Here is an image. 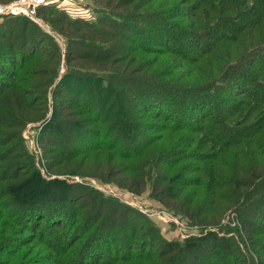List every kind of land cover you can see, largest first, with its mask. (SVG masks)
<instances>
[{"label":"trees","instance_id":"1","mask_svg":"<svg viewBox=\"0 0 264 264\" xmlns=\"http://www.w3.org/2000/svg\"><path fill=\"white\" fill-rule=\"evenodd\" d=\"M176 6L180 7L178 11L185 12L174 13ZM42 7L44 5L39 8L38 16L49 22L53 30L58 28L69 36L67 61L91 59L107 66L101 73L78 69L84 66H71L60 76L57 96L68 94L75 106L70 107L68 114L60 112L57 116L56 135L64 141L67 138L96 139L100 143L97 147L107 150L111 162L119 159L132 165V160L141 161L140 156L149 150L148 162L139 169L142 182L137 180L130 186L151 184L152 194L157 191L162 195L158 200L164 208L189 227L197 226L194 229L201 234L184 239L167 238L147 213L115 197H106L84 182L40 177L44 187L49 189L60 183L59 190L63 188L65 193H62L67 197L59 196L55 189H51L54 193L47 191L37 195L36 190H25L29 188L26 179L17 183L20 172L26 170L22 164L18 177H12V183V164L0 173V222L3 219L8 222L2 230L7 236L16 226L21 230L9 241L17 234L33 232L20 239L21 248L28 256L39 254L40 247L48 248V244L60 252L57 244L47 241V230L41 228V224L49 218L54 226L64 225V218L58 212L53 219L42 208L50 207V202L60 198H68L87 208L76 216L83 232L86 229L105 231L106 237L118 234L125 243L123 249L121 245L110 249L107 256L102 246L95 249L89 246L78 264H264V0H168L136 22L139 36H121L122 41L129 39L136 44L137 53L156 51L160 55L150 66L139 67H133L136 61L122 55L129 50L124 41L115 44L114 33L102 26L109 21L107 18L119 20L120 24L125 22L123 16L112 14V8L108 9L111 13L99 10L88 23L87 18L76 17L81 22L71 21L67 14L52 15L53 9ZM168 17L173 23L161 27L162 18ZM25 18L11 14L0 22V99L7 101L16 91L18 105L14 107L15 104L10 103L9 110L13 113L10 121L19 127L23 125L22 106L36 104L29 95H34L37 87L31 88L30 93L24 89L26 85L35 84L29 79L32 71L26 66L43 60L47 42H51L52 57L61 59V49L52 35ZM28 24L32 26L30 31ZM66 24L72 31L65 32ZM82 27L89 28V34L101 41L92 42L87 40V34H78ZM144 35L160 47L151 50L144 44ZM171 56L179 63L170 71H161L157 62L165 59L164 64L173 65ZM181 69L185 72H180ZM148 72L150 75L146 74ZM57 79L42 83L43 93ZM0 107L1 110L3 105ZM141 114L147 117V122L138 120ZM52 115L53 118L56 113ZM86 123L94 127L84 126ZM110 123L111 126L116 124V134L109 131ZM18 137L23 140L21 131ZM24 147L22 144V154L34 167V156ZM92 149L86 153L92 155L95 151ZM138 168H134L135 171L138 172ZM183 171L186 175H182ZM192 173L196 174V180L189 177ZM116 185L119 186L117 182ZM191 186L198 190L195 198L186 202L190 192L183 196L184 188ZM206 191H210L207 196ZM7 192H14L11 200H14L15 212L12 213L7 209L8 202L1 200ZM168 194L174 203L166 199ZM229 207L233 208L229 214L237 216V224L221 223ZM121 212L132 216L133 221L119 217ZM210 212L211 215L205 216ZM207 226L217 229L207 230ZM139 230L148 234L141 243L137 242ZM36 235L41 237L37 239ZM79 238H73L69 248H73ZM157 241L161 243L158 251L140 250L137 256L135 249L139 244L149 246ZM60 258L66 263L71 261V257L64 254ZM45 260L41 259L38 264H44Z\"/></svg>","mask_w":264,"mask_h":264},{"label":"rangeland","instance_id":"2","mask_svg":"<svg viewBox=\"0 0 264 264\" xmlns=\"http://www.w3.org/2000/svg\"><path fill=\"white\" fill-rule=\"evenodd\" d=\"M15 1L19 0H0V5L9 4ZM167 1L168 0H84L80 4H74L71 3L69 0H50V3L44 4V7H42V9H53L54 13L52 15H54L55 13H57L58 15L64 13L71 18V21L78 20L79 22H81L80 19H77L76 17H84L87 18L88 21H92L95 18L96 14H98L99 10H103V12L108 13H111L110 11L112 10V14H119L123 16L124 19H122L127 23V26H124L123 24L125 22L120 24L119 20L112 18L114 20L112 21L110 18L106 17L107 19H109V21H106V24H102L105 29H108L112 31V33H114L113 42L117 44L118 42H120L119 40H121L122 35L132 37L139 36V33L136 32V22L140 21L141 16H145L147 14L146 16L148 17V14L151 13L149 12L150 10L153 11L155 7H160V5L167 3ZM78 9H86V11L82 13L78 11ZM179 9V6L174 7V13L185 12V10L178 11ZM67 12H69V14ZM20 16L26 17V20H32L27 16ZM2 20L3 17H0V22ZM90 21L88 23H90ZM171 21L172 20H170V17L162 18V21L159 25L162 27L163 25L173 23ZM45 22L38 24V22L35 23L34 21L37 26L41 25L46 31H48L52 35L53 40L58 44L59 49H61V59L52 57V45L51 42H47L45 45L46 48H48L45 50V56L43 60L38 59V64H31L26 66L29 67L27 68V70L32 71L33 74L30 73L28 77L30 80L34 81L35 84L33 86L26 85L24 86V89L27 93H30L29 90L31 88L37 87V91L35 90L34 92L35 94L31 95L30 93L31 96L29 95L31 102H36V104L34 106H22V110H20L21 115L19 114L20 119L23 121V125L21 127H19L20 125L10 121V114H13L12 111L9 110L11 109L10 103L11 105L15 104L14 107H16L18 105L16 101L19 102V96L15 93L16 91L14 93L11 92L12 96H9L7 101L5 100V98L0 99V101H2V104L0 106L3 105V108L0 110V141H3V144H0V173L2 172V170H4L6 166L11 168L13 164V167L10 170V173H14L13 176H10L12 179L11 181L13 183L12 177L17 176L19 169L22 166H25L26 170L20 172V174L18 175L19 177L17 176V183L21 182L23 179H26V186L29 188L25 190H36L37 195H41V193H47V191H50V193H54V191L51 189H55L56 194L62 197H67L65 194L62 193V191L64 192L63 188L62 191L59 190L58 186L61 185L60 183L56 184V186H53L51 189H49L47 187H44L46 185H43L44 183L41 182L40 177L51 181L59 179L66 180L69 182H84L101 191L102 194L106 197H115L123 202L132 205L140 211L147 213L151 221L157 226H159L161 232L167 238L184 239L191 235H200L201 232L199 230H195L197 229V226L193 228L189 227L188 223L183 220H180L179 217L173 215L171 212L167 211L164 208L162 202L158 200V197H162V195H159L160 192L157 191H155L153 195L151 184L147 182L142 185V187L141 184H138L137 186L133 187L130 186L133 184V182L137 180L142 182L143 176L140 174L141 171L139 169L140 165H146V162H148V159L151 156L149 150L147 153L140 156V159H142L141 161H139V159L132 160V165L128 162L119 159H116L111 162V160H109L110 154L106 152L107 150H103L97 147L98 145H100V143H98V140L96 139L91 140L92 138H83L82 141L80 140V138H67L64 141L56 135L54 129L56 128L57 116L61 115L60 112H62L63 114H68L71 110L70 107L72 105L75 106V104H72L73 98L68 96V94L62 93V97L57 96V93L60 88H56L59 85L58 83L60 81L58 80L61 78L60 76L66 73L69 70V67L71 66H75L77 68L78 66H84L78 69L95 73H101L106 71L107 66H105L104 64L102 65V63L97 64L91 59H86L87 61H83L80 58H75L70 62L67 61L65 59V52L69 36H66L63 31L59 30L58 28L53 27L54 29H56L53 30L51 25H49V22ZM84 25L86 26L88 24L85 23ZM70 28V25L67 26L66 24L65 32L72 31L70 30ZM31 29L32 26H30L29 31ZM89 30L90 29L87 27H82V29L79 30L78 34L85 33L87 34V40H90L92 42H94V40L100 42L101 39L95 36H91L88 32ZM144 39V44L149 46L151 50H157L156 47H160L157 46L155 42H152V38H147L144 35ZM123 41L121 40V42ZM123 43L128 46V49L131 52H129L128 50L127 52L122 53V55L124 57H128L129 61L131 58L136 61L133 67L144 66L145 64H149L150 66V62L160 58V55L156 54V51L149 53H143L142 51H138L140 53V56H137L139 53H137V50H135L134 48L136 46L134 42H131L128 39L126 40V42L124 41ZM41 55L42 54L37 55L36 59ZM172 57L173 65L164 64L166 62L165 59H161V63L157 62V64L161 66L159 67L161 68V71H170V69L174 68V66L179 63L177 62V60L175 61V56H171V58ZM177 69H179V67H177ZM179 71L185 72L183 69ZM37 73H39V75H35ZM146 74L150 75L149 72ZM54 77L58 78L57 81L54 82L51 87L49 85L46 89V93H43L42 83H47L50 79ZM25 79L26 78H24V80ZM61 91L63 92L64 90ZM43 94L45 97H43ZM99 103L100 102L97 101L95 102V105L98 106ZM73 109L76 110L77 108L74 107ZM54 112L56 113V116L52 118V113ZM16 114L18 115V113ZM138 120L140 122H147V117L141 114ZM112 123L108 124L107 127H110ZM95 125L96 127L101 126V124ZM115 125L116 124L111 126V129L109 130L111 132L113 131V134L117 133L115 130ZM84 126L94 127L93 124L89 123H86V125ZM20 131L23 140L19 139L18 137V133ZM22 144H25L24 149L34 156V167L38 169V171H36L34 167H31L33 166L32 163H29L26 160L25 156L22 154ZM88 144L91 147L86 146ZM92 147L94 148L92 150H95L93 154L90 155L86 153L90 151L89 149ZM46 161L48 167L46 166ZM138 166L139 168L137 172L134 168H137ZM185 173L186 172L183 171L182 175H186ZM195 176L196 174L192 173L189 177L196 180ZM100 179L103 180V182ZM116 182L119 184V186L116 185ZM184 190L185 191L183 196H185L186 192H190V196L186 201L189 202L193 198H195L196 190L198 189H196V187L194 186H191L188 188L185 187ZM171 192H173V189ZM12 193L7 192V196L3 195L1 198L3 202H8L7 209H10L9 213L15 212L14 200H11ZM209 193L210 191H206V194L204 195L207 196ZM73 196L76 197L77 195L74 194ZM53 198H55V194ZM166 199L172 203L175 202L173 198H170V195ZM37 205L38 207H40L41 204L37 203ZM83 205L77 204L76 202L72 203L70 200H68V198H60V200L56 202H50V207L42 208L44 213H49V216L53 217V219H55L58 212H60V216L64 218V225L57 224L56 226H54L53 221H51L49 218L44 220L41 224V228L47 230V233H45L47 236L45 237L48 238V240H46L48 242L57 244L56 247L61 250L60 252L57 251L55 247L51 248V244H48L51 249L49 247H40L41 252L39 254L34 256H28L26 254V250L24 248H21L20 239L27 238L28 235L33 232H27L23 235L17 234L16 237L12 238L9 241L10 237L14 235L19 228H17L16 226L15 230L7 236V233L3 232L2 229L5 225L8 224V222L3 219L0 222V237H2V239H0V264H7L10 261H12L11 264H38V261H40L41 259H46V262H44V264H78L79 261L81 262L83 260V252L86 251L89 246H92V249H95L97 246H102V252H105L106 256L109 254L110 249H114L119 245H121L123 249L125 243L122 241V237L119 239L118 234L109 235L108 237H106L104 235L105 231L99 233L94 229H86V231L83 232V228L80 225V222L76 220L77 214L81 215L82 211L87 210V208H82ZM202 208L207 209L204 206H202ZM80 209L81 211H79ZM232 209L233 208L231 207L227 208V210L225 209L226 211L224 212V214L226 216L224 215L225 218H223L221 221V223H223L224 225H227L229 223H231L232 225L237 224V216L234 213L229 214L230 210L232 212ZM211 214L212 213L210 212V214L205 216H209ZM118 216H124L128 220L133 221L132 216L128 215L129 217H127L123 215L122 212L121 214H118ZM203 217L204 216H200L199 218ZM213 226H207V230H213V228L217 229ZM18 231L20 232L21 230ZM207 232L208 231H204L203 233ZM143 233L144 232L139 230L137 242L141 243L144 235L148 236L146 232L145 234ZM36 236L37 239L41 237V235ZM77 237L80 238L76 245L73 248H69V243H71V240ZM3 242H6V244H4ZM160 245L161 243L158 241L155 242V244L150 243L149 246L139 244V247L135 249V251L140 252L141 250L145 253H147L148 251L154 253L155 251H158ZM38 251L39 249H37L35 253ZM139 252L137 256L139 255ZM43 253L46 254L43 255ZM121 253L123 254L122 251ZM63 254L67 257H71V261L66 263L65 260H62V258L60 257H63Z\"/></svg>","mask_w":264,"mask_h":264},{"label":"built area","instance_id":"3","mask_svg":"<svg viewBox=\"0 0 264 264\" xmlns=\"http://www.w3.org/2000/svg\"><path fill=\"white\" fill-rule=\"evenodd\" d=\"M71 3L80 4L84 0H69ZM50 3V0H19L9 4L0 5V17L11 14H20L29 17L39 24L44 23L38 16V9L40 6ZM80 12L86 11V9H78Z\"/></svg>","mask_w":264,"mask_h":264}]
</instances>
